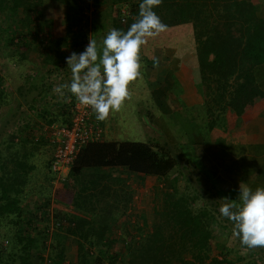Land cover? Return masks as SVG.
<instances>
[{"label": "trees", "instance_id": "obj_1", "mask_svg": "<svg viewBox=\"0 0 264 264\" xmlns=\"http://www.w3.org/2000/svg\"><path fill=\"white\" fill-rule=\"evenodd\" d=\"M93 1L96 9L102 3ZM141 2L111 0L112 28L127 31L138 17ZM89 6L88 0H0V53L11 52L17 66L25 68L35 52L50 74L64 70L66 57L83 52L94 39L97 26L89 22ZM121 6L128 10H119ZM154 11L167 29L191 26L204 122H199V114L190 123L181 121L187 125L179 126L183 147L170 146L167 139L154 144L114 139L89 142L78 153L62 186L46 194L38 207L42 213L26 216L22 203L37 167L31 160L45 141L36 137V126L26 123L23 116L33 112L51 133L53 124H69L76 99L54 103L49 77L38 84L19 73L18 78L25 81L17 80L14 89L21 99L15 112L0 122V264H44L46 258L51 264H238L244 259L233 258L238 252L232 248H217L212 227L221 216L223 200L207 186L209 178L192 148L222 138L220 129L231 139L241 136L244 126L264 110V90L256 81V69L264 65V0H163ZM45 29L52 38L42 37L35 47L34 36ZM182 44L177 41L178 52ZM4 80L0 72V112L11 101ZM70 95L66 90L65 97ZM50 142L54 154L52 137ZM119 169L122 176H114L112 171ZM176 172L184 185L174 183L162 211V204L152 208L147 226L101 224L113 217H128L135 199L128 185L132 174L166 180L175 174L178 181ZM51 200L74 208L65 212V220L54 222L52 230ZM157 214L161 215L159 221L155 220ZM114 229H120L124 237L122 255L112 236ZM72 246L76 247V260L67 262ZM251 249L264 264V247Z\"/></svg>", "mask_w": 264, "mask_h": 264}, {"label": "rangeland", "instance_id": "obj_2", "mask_svg": "<svg viewBox=\"0 0 264 264\" xmlns=\"http://www.w3.org/2000/svg\"><path fill=\"white\" fill-rule=\"evenodd\" d=\"M89 1V8L87 9V16L89 17V22L94 23L97 27V31H95L94 40L97 41L98 46L102 44V40L105 37V35L108 33L109 30L112 29L111 26V14L114 15V11H112L109 7V3L111 0H102L101 5L96 9L94 5L93 0ZM108 1V2H107ZM118 7V6H117ZM95 10V11H93ZM119 10H128V6H121ZM50 13H47V16H49ZM41 31V27L39 29ZM191 26L190 25H183V26H177L173 28L167 29L165 32L161 33L155 38H150L148 40V43L144 45L141 49V77L138 78L136 81H134L132 84H130V92H131V98L126 100L122 109L118 112H112L110 113L109 117L103 121H96V124L98 127H100L103 131V137L102 139L105 140H118V141H141V142H148L154 144L155 141L158 140L159 143H166V140H168V143L170 146H180L183 147V139L178 136L182 135V132L180 131L179 126L187 127V125L181 124L182 120H187L190 122L193 121V115L198 116L199 122H204L205 115L203 109L200 108V106H195L193 108H185L181 113H183V118L179 117L181 113V108H184V105L181 101H179L178 96L180 94V84L179 82L173 78L174 87H172L170 92L167 93V91H157L156 98L155 95L149 91L147 82H148V67L151 65L153 66V60L154 58L159 59L160 63V56L157 55V50L159 46L164 47H173L179 48L177 45V41H180L181 43H185L181 45L180 50L184 51V49L187 47L190 55L192 54L194 56V49L195 46L191 43L192 36H191ZM43 38L49 39L52 38V33L42 31L38 32L36 34V37L34 36V46L36 47L37 43L40 42ZM45 39V40H46ZM93 39V38H91ZM187 43V44H186ZM162 44V45H160ZM172 44V45H171ZM175 44V45H174ZM33 48V47H32ZM157 49V50H156ZM181 52H179L177 55L180 56ZM2 54V55H1ZM157 55V56H156ZM30 62L25 66V68H19L17 66V63L14 59H12L11 52H4L0 53V65L3 66L4 64V70L0 68V72L5 78L4 84L8 88L10 93V102L7 106H4L2 111L0 112V122L10 114H13L15 111L16 104L20 101V97L18 96L17 91L14 89L15 85H17L15 82L18 80L19 82H24L25 78H18L19 73L26 74L27 77H29L32 81L37 82L38 84H41L43 81H46L49 77V80H51L53 89L56 86L62 85L65 81H61V78L64 76L67 79L71 80L68 77V75H71V71L68 68V65L64 70L59 69L58 72L54 74H50L48 71V66L42 62V57L37 55L35 52H32L29 56ZM162 61V60H161ZM3 70V71H2ZM194 76H199L197 73V70L193 71ZM29 75V76H28ZM62 76V77H61ZM198 80V78L196 79ZM17 81V82H18ZM176 81V82H175ZM199 84V83H198ZM199 87V85H198ZM52 94L54 95L55 99L52 101L55 103L56 100L59 101H65L66 98H62L58 93H54L52 90ZM176 97V99H174ZM163 98H166L163 100ZM161 100L165 102H161ZM162 103V104H161ZM163 104H170L171 106H174V104L177 105V112H173V116L170 118L166 114L163 116V118L166 119V122L163 119L157 118V120H152V117L150 116L151 113H154L156 117H159L163 115V110L165 109ZM179 118H176V117ZM24 120L26 123L30 124L31 126L34 125L37 128L36 131V137H44L45 143L40 146V151L36 153L35 157L31 160L34 164H36V169L32 173L30 183L27 186V190L29 191L28 196L23 200V208L26 211V216H33L37 215L39 213H42L40 209L38 208L41 204L45 202V196L46 194H49V190L53 191L55 186L59 187L61 183L57 184L55 179V174L50 171V167H47L48 160L50 158V155L53 154L54 145L51 141L50 132L47 130V127H42L41 121L36 118L35 114L31 111H28L27 114L24 116ZM155 117V118H156ZM168 120V121H167ZM169 122L173 126V132L171 133H165L166 129L169 127ZM23 125V123H21ZM182 127V130H183ZM189 127V126H188ZM13 128V127H12ZM18 128V126H17ZM16 126L12 129L13 136L17 130ZM170 128V127H169ZM29 129V128H28ZM155 129H158L162 132V134L154 132ZM188 138V137H186ZM168 144V145H169ZM179 144V145H178ZM186 144V143H185ZM52 151V153H51ZM194 151V150H193ZM193 156H195V152H193ZM193 160V158L191 159ZM114 175L119 174V171H112ZM177 173V172H176ZM128 174V173H127ZM130 176V175H128ZM180 176L177 173V179H175V174L169 177L168 180L166 179H159L156 177L146 176L144 178H138L137 176H134L133 174L128 179V185L131 186V188L134 191V196L136 197L134 199V202L132 203L131 211L127 215L128 217L119 218H111L108 222H101V224H126V221L129 220L131 222V225L134 226V224H139L140 227L147 226L149 224V221L152 220V213H148V209L151 205H161L160 212L162 211V206L166 204V195L167 193L172 189H174V183H180L184 185L185 181L182 179L180 180ZM170 183L171 185L169 187H166V183ZM62 186V185H61ZM207 186L209 187L212 192L217 194L216 188L214 186V182L208 181ZM214 196V194H212ZM212 196V197H213ZM220 197V196H218ZM215 199V198H214ZM224 204L225 201L222 199ZM111 203H113V200H109ZM216 202V200H215ZM156 206V207H157ZM74 210L71 206H64L61 207L57 202H54L51 200V203L49 205V211L51 213L49 224H51V230L54 228L53 224L57 220H65L66 211ZM129 211V210H128ZM158 215V214H157ZM155 215V216H157ZM116 221V222H114ZM134 221V222H133ZM114 222V223H113ZM100 223V221H97V224ZM231 225L230 222L223 216H218L217 221L213 224L212 230L214 235V240L217 245V248H221L223 246H227L229 248H232L233 250H236L238 254H233V258L243 257L244 259L239 262L238 264H263V262L259 258V253L255 252L253 249L248 248L241 244L239 238L233 236L232 234V225L230 228L227 226L224 227L223 225ZM120 228V227H119ZM114 231H116L114 229ZM118 232V236L115 235L114 238H116L117 243V250L119 253L121 252V255L124 254L125 250V243H123V235H120L121 232L120 229L116 231ZM124 246V247H123ZM47 252L45 253V257H47ZM76 260V247L72 246L69 248L68 254H67V262H73ZM44 264H51L48 258H46V261Z\"/></svg>", "mask_w": 264, "mask_h": 264}, {"label": "clouds", "instance_id": "obj_3", "mask_svg": "<svg viewBox=\"0 0 264 264\" xmlns=\"http://www.w3.org/2000/svg\"><path fill=\"white\" fill-rule=\"evenodd\" d=\"M162 2L142 0L138 17L127 31L112 28L100 46L90 39L83 52H72L66 57L71 81L54 87L53 92L66 99L75 97L91 108L97 121L120 111L131 98L130 84L141 77L142 47L167 30L154 11ZM153 65L159 67L158 58H154ZM65 90L71 95L65 97ZM219 213L232 223V234L242 245L264 247V187L253 190L241 184L238 201L224 203Z\"/></svg>", "mask_w": 264, "mask_h": 264}, {"label": "crops", "instance_id": "obj_4", "mask_svg": "<svg viewBox=\"0 0 264 264\" xmlns=\"http://www.w3.org/2000/svg\"><path fill=\"white\" fill-rule=\"evenodd\" d=\"M179 52H181L180 56L177 55ZM179 52L174 47H158L156 53L160 56L159 67H154V65L148 67L147 85L150 87L149 91L156 98L155 93L157 91L170 92L169 90L174 87L173 78H175L181 88L178 99L184 105V108H181V111H179L181 113L185 108L202 106L203 96L197 84L198 80L196 79L198 76H194L193 73L196 70L193 60L194 56L192 54L190 55L188 49ZM256 81L264 90V65L256 69ZM163 100H161L162 103L165 102ZM163 105L165 109H162V117H156L154 113H151L152 120L159 118L166 122V119L163 118L165 114L171 118L174 115L173 112H177L176 104L174 106L170 104ZM201 106L200 108H202ZM93 118L95 119L94 114ZM101 122L103 123V121ZM168 125L170 128L168 127L165 133L173 132L174 128L170 122ZM220 130V136L222 138L219 137L204 144H195L192 150L195 152V157L199 162L201 171L206 174L211 182H214L218 196L221 199L227 200L225 202H230V200L238 201L241 184L253 190L257 187H264V110L244 126L243 132L240 133L241 136L237 138L231 139L228 136L229 134L224 133L222 129ZM154 132L162 134L158 129H155ZM119 172V174L114 176H122V169H119ZM165 185L169 187L168 183ZM57 203L61 207L66 206L64 203ZM156 206L151 205L148 213H153L152 208H156ZM130 211L131 207L127 213L129 214ZM160 217L161 215L158 214L155 220L159 221ZM127 222L131 224L129 220L126 221V224H128ZM116 231H113V235L117 237L118 232L116 233ZM119 234L122 235L121 232Z\"/></svg>", "mask_w": 264, "mask_h": 264}, {"label": "built area", "instance_id": "obj_5", "mask_svg": "<svg viewBox=\"0 0 264 264\" xmlns=\"http://www.w3.org/2000/svg\"><path fill=\"white\" fill-rule=\"evenodd\" d=\"M123 12H125V10H123ZM70 76L71 75H68L69 78ZM65 79L67 78L65 77ZM65 79L63 76L61 81H66ZM63 84L66 83L64 82ZM93 114L90 107H85L76 100L73 106H71L69 124H53L50 127V135L53 142L56 143L50 168L55 174V181L57 184L62 183L68 176L70 168L80 150L89 142L102 139L103 131L97 126Z\"/></svg>", "mask_w": 264, "mask_h": 264}]
</instances>
